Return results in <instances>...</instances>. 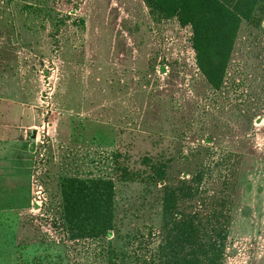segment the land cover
Masks as SVG:
<instances>
[{"label": "rangeland", "instance_id": "374dc122", "mask_svg": "<svg viewBox=\"0 0 264 264\" xmlns=\"http://www.w3.org/2000/svg\"><path fill=\"white\" fill-rule=\"evenodd\" d=\"M191 36L143 0H0V264H107L108 246L116 264H162L164 193L201 166L177 209L203 239L222 231L216 264H264V0L218 90ZM99 178L114 184L110 238L70 242L61 185Z\"/></svg>", "mask_w": 264, "mask_h": 264}, {"label": "trees", "instance_id": "16d2710c", "mask_svg": "<svg viewBox=\"0 0 264 264\" xmlns=\"http://www.w3.org/2000/svg\"><path fill=\"white\" fill-rule=\"evenodd\" d=\"M258 0H235L228 6L220 0H143L149 11L164 19L176 18L179 26L191 28V46L197 69L209 86L218 90L223 82L240 24L248 20ZM161 168V167H160ZM210 175L209 166H201L189 180L181 179L166 189L163 197V231H168L167 249L173 254L162 264H216L221 253L217 239H203L200 225L181 215L180 201L193 199L203 180ZM164 173L155 169L151 183H162ZM61 208L57 226L70 242L110 238L113 230L114 184L107 179H67L61 185ZM193 246L183 254L179 246ZM107 264H116L108 246Z\"/></svg>", "mask_w": 264, "mask_h": 264}]
</instances>
